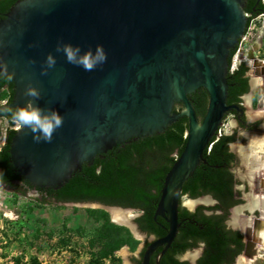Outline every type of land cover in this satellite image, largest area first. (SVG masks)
<instances>
[{"label": "water", "instance_id": "1", "mask_svg": "<svg viewBox=\"0 0 264 264\" xmlns=\"http://www.w3.org/2000/svg\"><path fill=\"white\" fill-rule=\"evenodd\" d=\"M242 4L16 0L0 18V74L13 82L12 100L0 112H20L9 157L30 191L56 189L94 156L130 138L160 133L186 116L184 147L164 177L154 211L168 227L141 256V264H150L162 246L158 261L179 228L182 185L205 162V149L233 107L226 103V74L229 51L246 27ZM199 88L208 96L202 118L189 98ZM131 218L127 227L146 236ZM251 226L244 231L245 261L257 252L246 232Z\"/></svg>", "mask_w": 264, "mask_h": 264}, {"label": "trees", "instance_id": "2", "mask_svg": "<svg viewBox=\"0 0 264 264\" xmlns=\"http://www.w3.org/2000/svg\"><path fill=\"white\" fill-rule=\"evenodd\" d=\"M16 0H0V18ZM249 0L244 11L250 19L257 14L264 15V2ZM254 7V10H253ZM235 49L230 51L229 64ZM241 72L246 70L241 66ZM235 74L227 75L229 83L238 82L241 90H246V78ZM8 91L7 101L13 97V82L10 76L0 74V90ZM236 96L235 88L229 86L227 103ZM191 103L202 118L207 105L208 96L203 88L190 95ZM6 118L7 126L0 123V135L4 134V142L0 145V184L8 190H31L32 185L20 175L10 161L9 144L16 129V122L21 124L20 112L7 107L0 112V118ZM188 122L186 116H181L169 124L164 131L138 139H128L123 144H117L106 152L94 156L91 164L84 162L81 168L74 171L70 178L56 189L36 187L42 203L50 201L84 202L93 201L107 205H117L134 208L141 213L136 218L138 228L154 237L165 235L168 223L154 211L160 197L164 177L181 153L185 141ZM5 128V131L3 129ZM230 137L217 134L204 151L205 162L196 166L193 173L184 181L181 196L195 198L203 194H211L218 204L205 207L199 205L194 211L178 205V231L170 244L157 261V255L162 247H158L150 257V264H191L180 260L179 256L202 244V253L194 264H232L235 256L243 246L241 234L238 231L226 229L222 225L223 216L206 214V209L215 210L225 207L232 201L231 173L224 163H228L231 154L226 152L225 142ZM21 181V184L15 183ZM148 242H145V246ZM139 257L133 258L134 264H141Z\"/></svg>", "mask_w": 264, "mask_h": 264}, {"label": "rangeland", "instance_id": "3", "mask_svg": "<svg viewBox=\"0 0 264 264\" xmlns=\"http://www.w3.org/2000/svg\"><path fill=\"white\" fill-rule=\"evenodd\" d=\"M241 55L243 59H251L254 55L257 61L264 63V15L253 17L245 27L231 65H236ZM248 59L246 61L250 64ZM248 74L252 92L248 94L245 105L251 117L259 112L252 105L260 97L257 85L260 78L252 70ZM7 96V89L2 88L0 105L6 102ZM2 124L6 126L5 121ZM233 125V119L228 116L222 130L230 131ZM261 136L259 142L264 141V133ZM2 141L0 135V143ZM253 141L250 135L244 133L235 143L248 147ZM250 148L244 165L250 163L256 150L259 151L258 156L263 155L264 159L263 150ZM236 170L239 172L242 168L237 166ZM37 197L40 198L30 190L13 191L0 184V264H133V258L139 257L146 239H151L137 236L127 225L113 221L108 207L96 202L42 203ZM180 202L189 210L201 203H213L206 196L189 198L186 195L180 197ZM129 212L132 215L137 213L133 210ZM195 252L196 249L187 250L180 258L192 260ZM241 258L242 255L237 256L232 264H242ZM245 264H264V252Z\"/></svg>", "mask_w": 264, "mask_h": 264}, {"label": "flooded vegetation", "instance_id": "4", "mask_svg": "<svg viewBox=\"0 0 264 264\" xmlns=\"http://www.w3.org/2000/svg\"><path fill=\"white\" fill-rule=\"evenodd\" d=\"M258 1L259 0H256L255 5L258 3ZM260 1L262 3L264 2V0H260ZM248 3H249V0H243V4H242L243 11H244L245 6ZM253 10H254V7H253ZM244 15L246 17V23H247V19L250 14L244 11ZM257 15H262V14H257ZM240 40L241 38L238 39V42L236 43V47ZM230 51H229V55H230ZM242 56L243 55H241V59L238 61L236 65H231V63L229 64L228 62V69H227V74H226V82H227L226 103H227L229 86H232L233 88H235L236 96L233 101H230L227 103L228 105H233V107L223 115L221 125L219 126V129L217 130V136L225 135V136L230 137L225 142V144H226V152L231 154V159L228 163L222 164V166H226L228 171L231 173L232 201L228 203L225 209L223 206H221L215 210H212V209L205 210L206 214L214 213V214L222 215L223 216L222 225H224L226 229L235 230L241 234V240L243 242V246L240 252L235 256L234 260L236 259L237 256L242 254V251L244 249V238H245L244 231L247 228V225H256V223L258 222V219L255 223H253V220L254 218H260L261 209L259 207V204L261 202H264V167L259 165L260 161L263 159L262 157L263 155L258 156L259 151L256 150L255 153H252V157H251L252 159L250 163L248 165H244L246 154L249 151V149H252L250 147H253L254 149L255 146L257 145L256 142L257 141L259 142L262 139L261 135L264 133V63L257 61L254 58V55L252 56L251 59H248L246 57H244L245 59H243ZM247 59L250 60V64L247 63L246 61ZM242 65L246 67V70H243L241 72ZM249 70H252L253 74L256 76H259L260 78V82L257 84L259 88V92H260V97L257 98L254 105H252L254 106L253 108L258 109L259 112L256 115L251 116V117L248 116L247 107L245 105L248 94L252 92V84H251L250 77L248 74ZM236 72L238 74L237 76H239L240 78H246V87H247L246 90H241L240 84L238 82H234V81L231 83L228 82L227 80L228 73L235 74ZM6 103H9L7 99H6V102H4L3 104H6ZM176 109L178 110L179 107H176ZM228 116H230L233 119L234 125L232 126L230 131H225V130H222V125L224 121L227 120ZM3 121L7 123L6 118L4 117L0 118L1 124ZM3 131H5V128L3 129ZM244 133H246L247 135H250L251 139L255 141V142L253 141V143H251L248 147H244L241 145L239 146V144L235 143L236 139L240 137V134H244ZM1 136L3 137V141L2 143H0V145L3 144L4 142V134ZM241 138L243 137L241 136ZM237 166H240L242 170L237 172L236 170ZM15 183L21 184V181H16ZM201 196H206L207 200H212L213 203L212 205H207L205 203H201L200 205L209 207V206L218 204V201L211 194H203ZM56 202H61V201H56ZM84 202H87V201H84ZM89 202H93V201H89ZM196 207L190 211H194ZM132 210L137 213L135 215L131 214L130 218L133 216V218H131L132 221L135 222L136 225H138L136 222V218L140 215L141 212L134 208H132ZM252 228L253 227L251 226L246 231L247 236H249V238L251 236L248 234V232ZM145 237L146 238L151 237V239H146L148 244L151 240L156 238L152 234H149V235L146 234ZM145 242H144L143 247H146L148 245L147 244L145 246ZM202 248L203 246L201 243L197 247L192 248V249H196L195 257L192 260L188 259L187 261L191 264H194L197 258L202 253ZM179 259L185 260V259H181L180 256H179ZM140 263H141V258H140Z\"/></svg>", "mask_w": 264, "mask_h": 264}, {"label": "bare ground", "instance_id": "5", "mask_svg": "<svg viewBox=\"0 0 264 264\" xmlns=\"http://www.w3.org/2000/svg\"><path fill=\"white\" fill-rule=\"evenodd\" d=\"M255 148H258L259 150L264 151V141L258 142ZM262 166L264 167V159H262ZM260 211L262 213L261 217L258 218V222L256 225H253V228L249 230L248 234L251 236L249 239L255 242V247L257 248V252L254 257H260L264 252V202H261L259 204ZM109 213L113 221L117 223H123L125 225H130V212L129 210H122L118 208L108 207ZM236 216V215H235ZM139 236L138 234H136ZM249 237V236H248ZM240 262L242 264H245V261L243 258L240 259Z\"/></svg>", "mask_w": 264, "mask_h": 264}, {"label": "built area", "instance_id": "6", "mask_svg": "<svg viewBox=\"0 0 264 264\" xmlns=\"http://www.w3.org/2000/svg\"><path fill=\"white\" fill-rule=\"evenodd\" d=\"M7 126V123H6ZM20 127V124L18 122L15 123V125L13 126L14 129H18Z\"/></svg>", "mask_w": 264, "mask_h": 264}]
</instances>
